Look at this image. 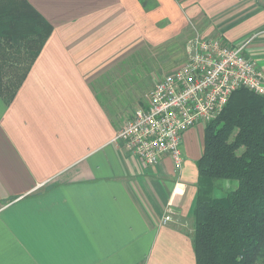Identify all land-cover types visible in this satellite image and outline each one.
<instances>
[{
	"label": "crops",
	"instance_id": "obj_1",
	"mask_svg": "<svg viewBox=\"0 0 264 264\" xmlns=\"http://www.w3.org/2000/svg\"><path fill=\"white\" fill-rule=\"evenodd\" d=\"M25 1L51 32L35 54L32 11L0 21V77L22 78L0 96V264H196L205 123L185 131L179 170L167 155L145 164L115 136L176 66L160 58L191 33L235 44L264 30V0ZM248 55L264 72V32Z\"/></svg>",
	"mask_w": 264,
	"mask_h": 264
},
{
	"label": "trees",
	"instance_id": "obj_2",
	"mask_svg": "<svg viewBox=\"0 0 264 264\" xmlns=\"http://www.w3.org/2000/svg\"><path fill=\"white\" fill-rule=\"evenodd\" d=\"M27 8L34 14L25 19L43 23L37 54L51 25L25 0H0V21L8 18L10 23L18 22L27 14ZM21 80L0 77V96L5 102L11 100ZM196 167L197 191L192 210L195 263L264 264L263 97L248 89L230 94L221 111L205 124ZM217 180H236L237 185L223 196L214 197Z\"/></svg>",
	"mask_w": 264,
	"mask_h": 264
},
{
	"label": "built area",
	"instance_id": "obj_3",
	"mask_svg": "<svg viewBox=\"0 0 264 264\" xmlns=\"http://www.w3.org/2000/svg\"><path fill=\"white\" fill-rule=\"evenodd\" d=\"M263 32L235 44L192 35L185 41V59L156 80L145 106L134 111L115 140L147 165L167 155L181 169L185 131L214 118L235 90L248 89L264 98V72L248 55L249 44ZM174 212L168 201L161 223L173 221Z\"/></svg>",
	"mask_w": 264,
	"mask_h": 264
},
{
	"label": "rangeland",
	"instance_id": "obj_4",
	"mask_svg": "<svg viewBox=\"0 0 264 264\" xmlns=\"http://www.w3.org/2000/svg\"><path fill=\"white\" fill-rule=\"evenodd\" d=\"M192 35H193V33L188 34L185 40L190 38ZM185 40H183L184 42L182 41L181 44H178L177 46H175L174 54L171 57H168L167 59H163V58L159 59V63H158V65H159L158 67L159 68H164L166 66L172 67V66L178 65V64H180L182 62V60H183L182 50H183V45L185 43ZM161 70L162 69H159L160 72H161ZM142 96H143V94H142ZM140 100H141V96L137 100L136 104L132 105L126 111L125 116H127V115H128V117L131 116L134 113V111L138 107L141 106V105H138V101H140ZM236 185H237V181L236 180H217L214 183V189L212 191V196H214V197L223 196L228 190L235 188Z\"/></svg>",
	"mask_w": 264,
	"mask_h": 264
}]
</instances>
